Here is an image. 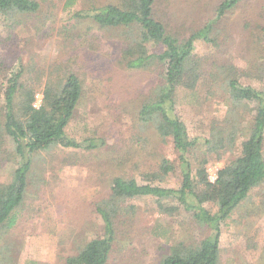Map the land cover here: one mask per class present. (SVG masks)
I'll list each match as a JSON object with an SVG mask.
<instances>
[{
    "label": "rangeland",
    "instance_id": "1",
    "mask_svg": "<svg viewBox=\"0 0 264 264\" xmlns=\"http://www.w3.org/2000/svg\"><path fill=\"white\" fill-rule=\"evenodd\" d=\"M37 1L42 7L39 14L8 20L0 17V109L7 79L20 65L24 69L21 83L37 89L36 106L42 103V88L50 74L59 78L75 73L83 82V98L67 135L82 147H55L33 157L25 203L12 215L8 229L0 230V264H63V259L102 237L104 225L95 205L109 196L115 177L167 188H178L182 181L172 140L163 139L155 123L143 124L137 115L150 86L158 81L154 67L144 72L121 69L118 56H110L107 48L118 33L74 17L92 4L110 0ZM196 1L159 0L158 6L174 24L184 23L192 30L212 18L220 3L204 0L195 7ZM251 3L220 24L226 41L222 39L219 48L203 40L196 42L195 52L204 61L203 80L195 91L178 89L175 93L177 114L191 137L207 139L214 128L245 131L230 147L210 155L206 169L211 182L241 154L254 115L255 105L228 104L221 82L211 80L219 72L217 67H248L244 25L254 10L249 8ZM240 78L242 85L264 88V83L253 78ZM91 141L96 147L88 149ZM2 149L8 154L0 159V183H8L22 158L15 155L16 145L9 137ZM204 155L202 145L197 158ZM164 159L173 164L174 172L163 182L146 178V174L159 172ZM127 205L136 207L135 212ZM124 209L116 222L117 241L109 264H160L163 247L209 234L195 227L184 212L161 213L154 198L130 201ZM220 248L221 264H264V184L222 225Z\"/></svg>",
    "mask_w": 264,
    "mask_h": 264
},
{
    "label": "trees",
    "instance_id": "2",
    "mask_svg": "<svg viewBox=\"0 0 264 264\" xmlns=\"http://www.w3.org/2000/svg\"><path fill=\"white\" fill-rule=\"evenodd\" d=\"M203 1L197 0L193 6L198 7ZM251 1L254 4L249 8L254 10L244 25L248 35L244 49L248 67L239 69L232 64L217 67L218 74H212L210 79L213 83L221 82L228 104L234 107L241 103L255 105L254 115L241 154L221 168L215 182H211L206 169L210 155H218L230 147L245 131L240 127L228 132L214 128L207 139L191 137L177 114L175 93L178 89L195 91L203 80L204 61L195 52L196 42L203 40L212 48H219L222 39L226 41V35L218 28L220 24L237 11L242 12ZM219 2L212 18L192 30L184 23L174 24L175 20L167 19L168 13H160L159 0H110L92 4L74 16L99 29L118 33L114 46L108 42L107 48L110 56H118L117 65L121 69L144 72L154 67L158 81L156 85H149L150 92L139 104L137 115L143 124L155 123L163 139L172 140L179 155L182 181L178 188H167L141 184L135 178H113L109 196L95 205L104 225V235L63 259V264H109L117 241L116 222L125 212L124 205L144 198H154L161 213L184 212L195 227L209 231L202 239L187 238L163 247L160 264H221L222 225L253 190L264 184V88L256 89L240 82V77L246 76L264 83V0ZM41 8L37 0H0V17L8 20L33 16L39 14ZM99 45L102 50L104 41ZM23 71L20 65L9 75L0 109V159L8 154L2 149L6 137L15 143V155L22 158L12 179L0 183V230L8 229L12 215L25 203L33 157L55 147H82L67 135L83 98L81 79L75 73L59 78L50 74L42 88V103L36 107L37 89L21 83ZM90 144L88 149L96 147L92 141ZM202 145L205 155L200 160L197 151ZM174 170L173 164L164 159L159 172L145 176L163 182ZM127 207L129 211L136 210L133 205Z\"/></svg>",
    "mask_w": 264,
    "mask_h": 264
},
{
    "label": "built area",
    "instance_id": "3",
    "mask_svg": "<svg viewBox=\"0 0 264 264\" xmlns=\"http://www.w3.org/2000/svg\"><path fill=\"white\" fill-rule=\"evenodd\" d=\"M35 106H36V104H35ZM36 107H40V106H36Z\"/></svg>",
    "mask_w": 264,
    "mask_h": 264
}]
</instances>
